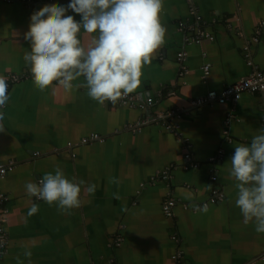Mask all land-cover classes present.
Instances as JSON below:
<instances>
[{"label": "crops", "instance_id": "obj_1", "mask_svg": "<svg viewBox=\"0 0 264 264\" xmlns=\"http://www.w3.org/2000/svg\"><path fill=\"white\" fill-rule=\"evenodd\" d=\"M35 2L41 9L70 0ZM193 2L204 17L205 39L181 62L184 35L177 24L190 17V4L163 0L165 41L144 65L140 87L101 105L86 87H77L86 84L83 77L71 91L57 82L43 91L35 85L24 60L31 51L24 38L31 10L20 1L0 0V76H19L9 87L7 130L0 133V162L16 163L0 183L8 196L10 235L3 264H264V233L255 231L254 221L243 223L235 204L237 181L230 175L235 146L250 145L264 128L261 95L243 92L223 104L194 103L246 77L247 52L264 69V0ZM67 14L81 20L71 9ZM95 35L82 29V45L90 47ZM204 59L211 63L209 75ZM130 96H139L140 106L130 104ZM149 96L155 99L153 116L184 109L172 121L175 130L136 131L148 114ZM94 133L100 138L82 141ZM57 166L68 178L85 181L81 205L71 214L26 193V183L54 174ZM165 170L172 175L169 186L142 187ZM87 184L95 185L93 193ZM168 195L174 200L171 214L164 209ZM34 203L39 211L28 216Z\"/></svg>", "mask_w": 264, "mask_h": 264}, {"label": "clouds", "instance_id": "obj_2", "mask_svg": "<svg viewBox=\"0 0 264 264\" xmlns=\"http://www.w3.org/2000/svg\"><path fill=\"white\" fill-rule=\"evenodd\" d=\"M80 14L77 21L68 10ZM163 0H70L66 5H46L31 15L25 39L31 51L24 55L35 85L45 90L57 82L71 91L73 81L83 77L87 95L103 105L117 102L122 95L140 87L142 69L165 41L166 28L160 21ZM93 36L85 48L81 30ZM9 82L0 76V133L6 128V108L10 100ZM230 175L238 189L236 206L243 223H255V231L264 233V128L253 136L250 145L235 146L230 159ZM82 185L68 178L57 166L54 174H45L37 183L28 182L26 193L63 214L81 205ZM86 191H95L87 184ZM206 211V209H203ZM33 204L28 216L37 214ZM25 256L31 257V251Z\"/></svg>", "mask_w": 264, "mask_h": 264}, {"label": "built area", "instance_id": "obj_3", "mask_svg": "<svg viewBox=\"0 0 264 264\" xmlns=\"http://www.w3.org/2000/svg\"><path fill=\"white\" fill-rule=\"evenodd\" d=\"M7 1H20L25 3V5L31 10L33 14L35 11H38L40 7L37 5L35 0H7ZM190 4V17L180 19L177 24V29L184 35L183 46L181 51L179 52V59L183 62L189 55V49L201 43L205 37L207 36V32L204 26V17L200 13L199 8L195 5L193 0H187ZM264 26V23H263ZM261 30V27L259 28ZM261 33V31H259ZM259 41V38H255ZM247 63L250 65L249 74L233 83L226 85L221 91L211 90L206 94H203L197 97L194 100L196 104H213V103H226L228 101H235L243 92H252L259 93L261 95L263 101V111H264V69L260 68L259 65L255 62L253 57L249 52L246 53ZM202 69L205 75H209L211 72V63L208 59L203 60ZM28 77V75H24V77ZM19 76L13 74L8 78V82L11 85L14 81H16ZM126 95H122V97L117 101H121L125 98ZM140 97L139 96H130L128 102L133 106H140ZM109 103H112L108 101ZM115 102V103H117ZM145 103L147 105L148 114L144 116L143 119L139 120L134 127L136 131H142L143 129L153 130L154 127H164L165 129L175 130V126L172 125V121L176 118L182 117L184 115V109L181 107H173L167 110L165 113L160 115L153 116L149 113L150 108L154 105L155 99L152 96L146 97ZM100 138L99 133H94L91 138L86 137L83 138V142L87 143L90 139ZM35 154H39L35 152ZM189 162V161H188ZM187 166L191 165L189 163H185ZM16 167V163L13 160H10L7 163L0 162V183L5 179L10 172L14 170ZM171 172L165 170L163 173L152 177L148 181H144L141 183L142 187H152L158 184H163L169 186L171 183ZM174 204V200L170 195L167 196L164 209L168 214H171L172 206ZM8 207V196L3 194L0 191V264H3V259L5 254L8 252V248L10 245V235L6 229L7 221L9 217L7 216ZM264 259V255H263Z\"/></svg>", "mask_w": 264, "mask_h": 264}, {"label": "trees", "instance_id": "obj_4", "mask_svg": "<svg viewBox=\"0 0 264 264\" xmlns=\"http://www.w3.org/2000/svg\"><path fill=\"white\" fill-rule=\"evenodd\" d=\"M3 261H4V259H3Z\"/></svg>", "mask_w": 264, "mask_h": 264}]
</instances>
